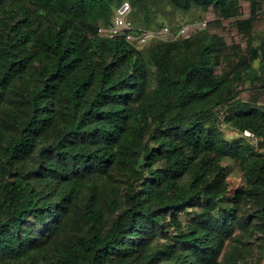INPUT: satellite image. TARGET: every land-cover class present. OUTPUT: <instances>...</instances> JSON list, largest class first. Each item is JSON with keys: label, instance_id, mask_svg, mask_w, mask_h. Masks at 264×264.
<instances>
[{"label": "trees", "instance_id": "obj_1", "mask_svg": "<svg viewBox=\"0 0 264 264\" xmlns=\"http://www.w3.org/2000/svg\"><path fill=\"white\" fill-rule=\"evenodd\" d=\"M124 1L146 18L163 3L242 13L241 0H0V264H245V239L264 238V107L240 98L264 87V42L230 57L205 31L100 34ZM245 1L250 38L264 0ZM224 159L243 173L234 192Z\"/></svg>", "mask_w": 264, "mask_h": 264}, {"label": "rangeland", "instance_id": "obj_2", "mask_svg": "<svg viewBox=\"0 0 264 264\" xmlns=\"http://www.w3.org/2000/svg\"><path fill=\"white\" fill-rule=\"evenodd\" d=\"M240 6L242 12L240 17L223 21L218 20L213 10L208 12H203L199 9L191 10L189 12L176 11L166 3L160 5L159 10L154 13L153 18H146L143 14H138L133 10H131L128 17L129 21L136 28V30L140 32H147L152 35L150 38V40H153L151 45H157L161 42L168 41L166 37L161 34L164 29H169V31L175 35L174 39H178L179 37L183 39V36H179V33L182 29L189 27L191 30L188 36H186V39L192 37L200 31H205L210 35H218L225 39L230 48L227 52L230 54V57L234 56L233 52L235 46L241 48L240 52L237 53L245 56L247 54L248 46L259 49L264 42V2L260 7L262 17H258L257 21L254 23L252 29L253 34H251L250 38L245 31L237 26V21L250 17L251 6L250 3L245 0L240 1ZM147 51L145 52L146 55H148ZM262 57L263 55H261L258 60L253 63V66L256 69H260V60ZM150 72L151 84L155 85L157 69L153 64H150ZM240 90V98L245 101H252L257 103L259 106L264 107V87L254 88L247 83L242 85ZM223 133L224 136L230 140L239 137L238 134L229 128H224ZM248 136L252 137L253 135ZM223 164L228 168L230 189L234 192L235 189L242 187L244 184L243 173L239 164L234 160L224 159ZM245 241L244 246L251 250L250 256L245 260V264H264V238L262 237V234L258 232L252 237L248 236ZM229 248L230 246L228 249Z\"/></svg>", "mask_w": 264, "mask_h": 264}, {"label": "built area", "instance_id": "obj_3", "mask_svg": "<svg viewBox=\"0 0 264 264\" xmlns=\"http://www.w3.org/2000/svg\"><path fill=\"white\" fill-rule=\"evenodd\" d=\"M131 10L132 8L130 3L128 1H124L115 11L113 25L110 28L100 27L99 33L108 37H116L123 34L126 35L129 41L137 43L138 45L147 43L152 35L135 29L128 17ZM190 30L191 29L189 27L182 29L179 36H188ZM161 34L164 35L167 40H172L175 37L169 29H164ZM246 134L251 135L249 132H246Z\"/></svg>", "mask_w": 264, "mask_h": 264}, {"label": "crops", "instance_id": "obj_4", "mask_svg": "<svg viewBox=\"0 0 264 264\" xmlns=\"http://www.w3.org/2000/svg\"><path fill=\"white\" fill-rule=\"evenodd\" d=\"M261 12H262V11H260V13H259V17H262V16H261Z\"/></svg>", "mask_w": 264, "mask_h": 264}]
</instances>
